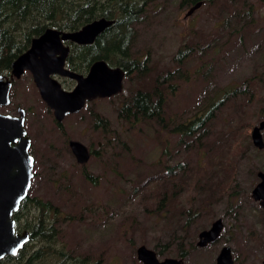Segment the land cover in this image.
I'll return each mask as SVG.
<instances>
[{"label":"rangeland","instance_id":"1","mask_svg":"<svg viewBox=\"0 0 264 264\" xmlns=\"http://www.w3.org/2000/svg\"><path fill=\"white\" fill-rule=\"evenodd\" d=\"M180 2L151 4L133 28L129 50L131 58H148L153 78L176 70L172 58L182 45L194 48L183 65L187 77L173 74L178 88L168 92L165 127L154 121L130 127L118 119V96L138 87L126 78L122 93L90 102L60 126L28 72L14 81L10 104L0 107V114L11 116L24 109L35 159L29 197L59 208V247L89 264H141V245L159 260L185 264H216L228 246L234 264H264V212L251 197L256 173L264 172V149L255 148L250 137L264 121V0H220L189 16L190 8ZM247 80L252 99H227L196 143L181 142L172 131ZM58 81L65 90L73 86ZM92 113L107 121V130L94 126ZM70 141L92 151L85 165L69 151ZM218 219L220 238L197 247L199 233Z\"/></svg>","mask_w":264,"mask_h":264},{"label":"trees","instance_id":"2","mask_svg":"<svg viewBox=\"0 0 264 264\" xmlns=\"http://www.w3.org/2000/svg\"><path fill=\"white\" fill-rule=\"evenodd\" d=\"M156 0H0V75L9 76L11 64L30 48L31 41L42 35L46 29L77 31L86 24L105 18L114 20V25L100 35L90 46L71 45L68 67L77 73H85L97 60H104L112 68H122L125 78L134 81L138 87L122 97L117 108V117L134 127L140 122L154 121L164 126V108L168 92L174 94L177 84L171 83L173 74L181 72L184 63L190 58L193 47L182 45L172 58L177 67L174 72H158L150 78L148 58H131L130 44L133 28L140 21L147 8ZM220 0H181L180 5L191 8L198 3L213 5ZM147 78H149L147 80ZM254 85V84H253ZM237 96L253 97L252 82L244 81L239 87L223 92L220 98L213 99L205 110L172 131L186 139L197 142L217 111L227 99ZM95 127L107 130V121L92 113ZM180 168V167H178ZM167 173H171L172 169ZM173 173V172H172ZM85 178H92L85 174ZM167 194H162L166 201ZM168 200L167 204L169 203ZM165 203V207L167 206ZM61 215L59 208L50 201L35 198L24 200L15 219L17 233L27 231L30 241L16 256H8L0 264H89L85 259L74 257L59 247L56 219ZM182 252L180 258H184Z\"/></svg>","mask_w":264,"mask_h":264},{"label":"water","instance_id":"3","mask_svg":"<svg viewBox=\"0 0 264 264\" xmlns=\"http://www.w3.org/2000/svg\"><path fill=\"white\" fill-rule=\"evenodd\" d=\"M202 3L191 7L187 15L200 8ZM114 25V20L96 19L77 31H61L48 28L31 41L30 48L12 64L10 79L0 75V107L10 104L12 81L19 79L24 72L32 76L40 99L52 111L54 120L59 124L69 115L81 112L87 102L96 99L112 98L123 92L125 72L112 68L104 60L95 61L84 76L65 67L70 48L65 43L90 46L106 30ZM55 76L76 82L72 90H64ZM18 116L0 114V260L6 256H16L30 241L29 233L15 232L13 213L28 196L33 178V157L29 154L30 139L24 128L25 111L17 109ZM261 121L251 131L252 145L262 150L264 142ZM69 148L76 162L85 165L91 155L87 147L78 141H70ZM258 184L251 197L258 202L264 212V173L258 172ZM223 230L221 219L198 235L197 247L204 248L216 241ZM136 258L141 264H185L183 259L166 258L159 260L157 253L144 245L136 249ZM216 264H234L231 248L224 246Z\"/></svg>","mask_w":264,"mask_h":264},{"label":"flooded vegetation","instance_id":"4","mask_svg":"<svg viewBox=\"0 0 264 264\" xmlns=\"http://www.w3.org/2000/svg\"><path fill=\"white\" fill-rule=\"evenodd\" d=\"M65 45L68 46V47L70 48V50H71V45H76V44L65 43ZM76 46H79V45H76ZM68 58H69V56H68ZM68 58H67V60H66L65 67H66L68 70H70V68L68 67ZM88 70H89V69H88ZM71 71H72V70H71ZM10 72H11V71H10ZM73 72H74V71H73ZM25 73H27V72H24V74H25ZM28 73H29V72H28ZM76 73H77V72H76ZM87 73H88V71L85 72L84 74H83V73H78V74H82V75L85 76ZM24 74H23L22 76H24ZM29 74H30V73H29ZM10 75H11V74H9V76H6V75H4V76H5L7 79H10ZM22 76H21V78H22ZM30 76H31V74H30ZM54 78H55L57 81H58L59 79H63V80L68 79V78H63V77H58V76H55ZM19 79H20V78H19ZM19 79H14V80L12 81V86H13L14 81H17V80H19ZM31 79H32V76H31ZM32 80H33V79H32ZM68 80H70V79H68ZM70 81L73 82V86L70 87L68 91L72 90L73 87H74L75 84H76L75 81H73V80H70ZM58 82H59V81H58ZM59 83H60V82H59ZM33 84H34V82H33ZM60 84H61V83H60ZM34 86H35V84H34ZM61 86H63V85L61 84ZM62 88H63V87H62ZM11 89H12V87H11ZM63 89H64V88H63ZM64 90H65V89H64ZM37 91H38V90H37ZM10 92H11V90H10ZM38 94H39V93H38ZM96 100H99V99H96ZM94 101H95V100H94ZM91 102H92V101H91ZM89 103H90V102H87L86 105L89 104ZM86 105H85V107H86ZM19 108H20V107H19ZM19 108H17V109H19ZM22 109H23V108H22ZM23 110H24V109H23ZM50 111H51V110H50ZM16 112H17V110H16ZM51 113H52V111H51ZM17 114H18V112H17ZM18 115H19V114H18ZM52 115H53V113H52ZM74 115H76V114H74ZM69 116H72V115H69ZM69 116H67V117H69ZM67 117H66V118H67ZM66 118H65V119H66ZM65 119H64V120H65ZM55 122H56V121H55ZM24 123H25V122H24ZM56 123H57V122H56ZM60 124H61V123H59V124L57 123L58 126H60ZM24 128H25V127H24ZM26 137H28V136H27V131H26ZM28 138H29V137H28ZM29 139H30V138H29ZM30 142H31V143H30V148H29V154L32 156V152H31L32 141H31V139H30ZM68 148H69V142H68ZM87 149H88V148H87ZM69 151L71 152L70 148H69ZM88 151H89L90 155H92V151L89 150V149H88ZM71 154H72V153H71ZM72 155H73V154H72ZM32 157H33V156H32ZM33 160H34V163H35V159H34V157H33ZM33 168H34V164H33ZM258 172H263V171H258ZM258 172H257V173H258ZM257 173H256V177H257ZM263 173H264V172H263ZM257 178H258V177H257ZM31 182H32V180H31ZM258 182H259V179H258ZM257 184H258V183H257ZM257 184H256V185H257ZM29 198H30V197H29V192H28V196H27L26 199H29ZM26 199H25V200H26ZM23 203H24V200L21 202V204H20L18 210L15 211V212L13 213L12 218H13L14 222H15V219H14V218L18 215V213H19V211H20V208H21V206L23 205ZM15 232H16V229H15ZM16 233H17V232H16ZM21 233H22V232H21ZM21 233H18V234H21ZM220 236H221V234H220ZM220 236H219V238H220ZM219 238H218V239H219ZM218 239H217V240H218ZM217 240H216V241H217ZM216 241H214L213 243H215ZM213 243H211V244H213ZM211 244H209V245H211ZM222 248H223V247H222ZM222 248H221V249H222ZM6 257H8V256H6ZM6 257H4V258H6ZM4 258H3V259H4ZM3 259H2V260H3ZM0 261H1V260H0Z\"/></svg>","mask_w":264,"mask_h":264},{"label":"bare ground","instance_id":"5","mask_svg":"<svg viewBox=\"0 0 264 264\" xmlns=\"http://www.w3.org/2000/svg\"><path fill=\"white\" fill-rule=\"evenodd\" d=\"M108 20V19H107ZM108 31V30H107ZM122 69V68H121ZM123 70V69H122Z\"/></svg>","mask_w":264,"mask_h":264}]
</instances>
